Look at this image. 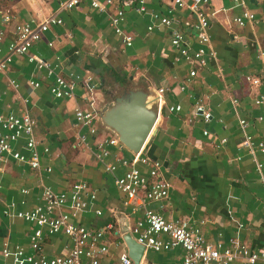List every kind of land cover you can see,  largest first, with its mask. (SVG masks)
<instances>
[{
    "label": "crops",
    "instance_id": "crops-1",
    "mask_svg": "<svg viewBox=\"0 0 264 264\" xmlns=\"http://www.w3.org/2000/svg\"><path fill=\"white\" fill-rule=\"evenodd\" d=\"M59 2L0 0V28L4 29L0 59L14 22L55 12L62 23L51 25L29 51L50 64L58 62L57 70L65 75L73 72L90 76L96 110L122 89L140 87L155 94L158 87H163L165 103L157 113L143 154L161 161V173L171 187L166 198L146 206L165 219H188L212 241L236 236L248 247L264 250V183L260 177L264 178V152L256 147L258 140L264 142V120L256 119L264 109L253 101L264 85L252 86L244 81V76L264 70V0H246L245 8L254 12L255 18L242 27L231 21L241 12L232 0H209L198 6L208 18L210 48L215 54L207 56L205 65L192 77L188 76L189 65L175 59L177 51L169 43L170 31L177 29L185 42L196 48L195 32L184 24L194 20L187 6L191 0L180 7L171 0H144V10L140 12L136 10L139 0H113L102 12L90 8L85 0L69 10L59 8ZM118 7L123 9L120 28L132 37L129 46L119 41L108 23V15ZM3 11L10 13L8 22L1 20ZM153 12L170 17L172 22L147 31ZM9 79L17 84L15 88ZM29 80L37 81L38 86L31 87ZM50 82L43 69L15 54L0 72V114L26 110L34 118L40 165L31 169L8 154L0 158V247L7 241L31 252V226L2 214L9 201L16 203L14 210L31 208L40 203L42 186L66 190L73 182L84 181L95 199L90 210L80 213L75 221L91 228L112 224L104 234L109 250L104 259L116 263L117 255L126 250L119 229L128 230L142 211L123 205V194L114 185V178L125 168L119 165L114 172H104L102 162L95 157L93 139L89 136L84 144L76 142V137L85 132L73 115L76 107H86L81 98L85 94L83 87L75 85L72 98L53 97L48 92ZM233 99H237L235 106ZM197 103L210 112L208 120L194 114ZM169 105L180 108L168 111ZM239 119L246 121L244 132L253 142L254 157L247 148L238 146L242 139ZM95 126L98 138L111 135L97 128L96 120ZM205 129L207 133L203 135ZM222 138L226 141L220 144ZM23 140L12 143V148L27 154L21 147ZM106 147L110 153L103 162L131 154L121 146ZM253 159L261 162L259 170ZM46 166L49 172L44 170ZM137 166L146 174L145 166ZM22 188L26 194L20 192ZM21 199L26 201L22 205L18 203ZM94 209L100 210V215H95ZM115 241H120L117 246ZM67 243L61 233L46 236L42 251L48 255L64 252ZM182 255L178 247L169 251L146 249L138 264H174ZM9 260L0 255V264H10Z\"/></svg>",
    "mask_w": 264,
    "mask_h": 264
},
{
    "label": "built area",
    "instance_id": "built-area-1",
    "mask_svg": "<svg viewBox=\"0 0 264 264\" xmlns=\"http://www.w3.org/2000/svg\"><path fill=\"white\" fill-rule=\"evenodd\" d=\"M83 0H61L58 6L62 9L75 8ZM90 8L103 11L106 5L113 3V0H85ZM209 0H191L187 5L194 15L193 22H185L189 28L195 32L197 46L195 49L185 42L183 34L177 30L170 31L169 43L177 51L176 60H183L189 65L188 76L196 74V70L205 65L207 56L214 55L215 52L210 48V37L208 33L209 22L206 14L201 12L198 6ZM236 6H240L241 12L232 17L231 21L237 26H244L255 18V13L245 8L246 0H232ZM174 6H183L186 0H171ZM127 4V3H126ZM144 0H139L137 11L144 10ZM171 9L168 10L170 12ZM153 22L146 26L150 31L153 27L159 25L169 26L172 19L166 15L157 12L152 13ZM2 22L10 20V13L3 11L1 13ZM123 20V9L116 8L108 15V23L113 29L119 41L129 46L132 41L130 34L120 28V22ZM62 23V18L55 12L48 13L40 18H30L27 22H14L11 27V38L6 44V51L0 59V72H2L11 56H24L28 62H32L37 68L45 71V75L51 78L48 86V92L53 97L72 98L75 85L80 84L85 94L81 97L85 101L86 107H76L74 109V119L76 123L85 128V132L76 137L77 144H84L90 136L97 150L95 157L102 162L104 172H114L120 165L124 167L122 174L114 178L115 187L123 194V205H132L131 210H141V217L136 219L128 228V232L134 240L143 245L144 249L154 251H169L173 248L183 250L180 262L174 264H253L257 260L264 264V250H254L239 240L236 236H231L227 240L220 239L212 241L202 234L200 228L191 224L186 218L165 219L162 214L148 208L151 202L167 197L171 184L161 173L162 163L159 159H150L143 154V150L130 154L129 157H118L113 161H105L104 158L110 153L106 145L121 146L119 142L111 135H105L103 138L97 137L95 126L96 108L92 93L94 85L91 84L90 76H82L73 72L66 75L57 70L58 62L50 64L47 60L31 53L29 49L40 40L41 34L51 25ZM4 35V29L0 28V42ZM48 45H51L48 43ZM244 81L250 85H264V70L261 73L252 76H244ZM14 88L17 84L13 79L8 80ZM31 87H37L38 82L28 81ZM163 87L156 89L157 113L161 105L165 103L163 97ZM23 101H26L23 99ZM254 103L261 105L264 109V88L254 96ZM27 102V101H26ZM237 99L232 100L235 106ZM179 105L167 106L168 111H178ZM194 114L200 115L202 120L210 118V112L202 104L194 105ZM257 120H264V113L256 115ZM238 125L242 131V139L238 146L245 147L254 157V145L248 134L244 132L246 121L238 120ZM35 120L25 110L22 113L15 114L8 111L0 114V158L5 154L10 155L19 162L25 163L31 169L39 168V152L36 150V140L33 129ZM207 130H203L205 135ZM24 139L21 147L28 151L27 154L21 151L13 150L12 143L19 139ZM226 139H220V144L225 143ZM256 147L264 152V142L258 140ZM47 152V148H43ZM252 157V158H253ZM238 158V157H237ZM257 170L261 167V162L254 160ZM138 164L146 167V174L141 173ZM46 172L50 171L45 167ZM264 183L263 176H260ZM22 194L27 190L20 189ZM95 194L90 190L88 184L84 181L73 182L66 190H53L50 186L44 185L40 191V203L31 208L14 210L15 202L9 201L2 209L3 215L19 218L27 222L30 227L28 234V248L31 252L26 253L24 248L18 244L9 245L3 242L0 247V255L3 258L9 257L10 264H132L128 257L127 250L117 255L116 263L109 258L104 259L108 250L105 232L110 230L112 224L107 222L101 228H91L85 226L75 219L80 213L88 212L94 203ZM23 199L18 202L24 204ZM264 208V205L262 206ZM95 215H100V210H93ZM61 233L66 239L65 251L53 255L45 254L42 251V245L46 236H54ZM120 241L113 244L117 246Z\"/></svg>",
    "mask_w": 264,
    "mask_h": 264
},
{
    "label": "water",
    "instance_id": "water-1",
    "mask_svg": "<svg viewBox=\"0 0 264 264\" xmlns=\"http://www.w3.org/2000/svg\"><path fill=\"white\" fill-rule=\"evenodd\" d=\"M156 95L140 87L122 89L96 110V125L109 132L127 151L136 154L143 150L153 131L157 117ZM121 239L133 264H138L145 253L126 228L119 229Z\"/></svg>",
    "mask_w": 264,
    "mask_h": 264
}]
</instances>
